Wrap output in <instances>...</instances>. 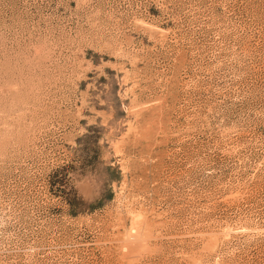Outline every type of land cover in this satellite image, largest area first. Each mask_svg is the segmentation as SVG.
<instances>
[{
	"label": "rangeland",
	"instance_id": "1",
	"mask_svg": "<svg viewBox=\"0 0 264 264\" xmlns=\"http://www.w3.org/2000/svg\"><path fill=\"white\" fill-rule=\"evenodd\" d=\"M0 264H264V0H0Z\"/></svg>",
	"mask_w": 264,
	"mask_h": 264
}]
</instances>
